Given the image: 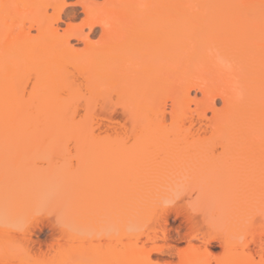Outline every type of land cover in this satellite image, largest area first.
Returning a JSON list of instances; mask_svg holds the SVG:
<instances>
[{
	"label": "rangeland",
	"instance_id": "rangeland-1",
	"mask_svg": "<svg viewBox=\"0 0 264 264\" xmlns=\"http://www.w3.org/2000/svg\"><path fill=\"white\" fill-rule=\"evenodd\" d=\"M76 1L66 0L69 5L66 3L56 25L59 34L67 25L77 26L84 21L85 13ZM88 2L95 8L103 6V0ZM24 18L21 26L27 28L29 22ZM87 29L84 26L83 31L89 32L98 53L89 61L83 56L74 59L96 66L105 58L104 46L99 42L100 28L91 32ZM36 34L34 28L30 30V35ZM139 40H130L131 44L128 40L130 48L117 54L131 74L124 76L126 87L116 82L106 85L97 76L101 74L81 75L69 67L73 79L70 107L56 113L76 128L84 129L99 121L101 126L95 125L93 130L99 135L93 139L95 147H89V141L76 134L57 133V124L50 134H28L9 138L8 142L0 138V264H18L22 256L28 260L57 259L65 251L73 262H78L85 257L84 250L88 253L108 245L121 250L142 247L139 250L148 254L151 264H180L182 258L193 253L215 264L223 253L219 238L227 234L233 241L247 243L244 251L258 259L259 250L249 240L251 226L264 228V198L256 183L264 166L255 159L243 160L236 149L224 147L226 141L215 130L213 113L194 89L188 91L184 102L163 101L157 147L150 140L151 129L144 115L146 102L155 94L160 100L164 97L161 91L164 95L183 96L180 93L186 79L197 74L209 78L215 74L213 68L207 66L212 68V75L196 69L193 64L198 63L197 56L187 55L188 50L185 53L190 63L186 59V68L179 67L177 79L172 77L175 81H169L163 90V86L152 82L155 67L143 53L149 39ZM70 44L83 48L82 42L71 40ZM124 45L129 46L127 42ZM200 46L202 53L203 48L212 45L204 42ZM169 53L167 58L172 55ZM214 77H210L209 85L218 84L216 79L214 84ZM223 77L221 82L217 80L218 85ZM22 80L25 98L40 94L35 73H27ZM64 91L63 98L67 97ZM209 104L217 112L224 109L219 98ZM201 112L209 119L207 127L189 129V115ZM104 117L116 119L122 124L115 123L116 127H121L104 128ZM195 144L199 146L197 151L190 150ZM184 145L189 146L186 152L182 150ZM243 226L247 229L240 230ZM263 232L260 239L264 243Z\"/></svg>",
	"mask_w": 264,
	"mask_h": 264
},
{
	"label": "bare ground",
	"instance_id": "bare-ground-1",
	"mask_svg": "<svg viewBox=\"0 0 264 264\" xmlns=\"http://www.w3.org/2000/svg\"><path fill=\"white\" fill-rule=\"evenodd\" d=\"M66 3V0H0V138H4L3 142L28 134H50L52 126L57 124V133L76 134L89 141V147L93 145L99 137L93 131L96 126H101L99 121H95L96 126L91 123L84 129L81 126L76 128L65 116L56 113L70 107L72 92L69 89L73 88L70 79H73L69 75V67L73 66L75 72L81 75L101 74L97 76L106 85L114 82L123 85L128 72L127 66L124 68L118 59V52L130 48L128 40L148 38L149 47L143 53L155 67L152 82L163 86V90L169 81L177 79L181 71L178 68L185 66L186 59L190 63L187 55L197 56L198 63L193 64L196 69H204L210 75L215 72L212 75L215 76L214 84L215 79L219 84L217 80L221 82L224 76L221 85L213 86L209 85L212 76L208 74L211 78H207V75L197 74L186 79L185 92L180 93L184 97L164 95V91H161L164 96L161 100L159 94V97L156 94L151 97L146 102L144 113H147L144 115L150 125L153 144H157L158 128L163 122V101L169 99L180 103L182 99L181 102H184L188 99V91L194 89L204 97L206 106L213 113L215 130L226 141L224 147L236 149L241 155L238 157L243 160L255 159L264 166V0H103L101 8H95V4L88 0H77L75 3L82 6L86 16L84 21L77 26L67 25L59 34L56 25L61 21ZM49 9L51 13H48ZM21 17L28 19L27 28L21 26ZM84 26L90 32L95 27L100 28L99 42L104 46L102 57L105 60L101 57L103 61L97 67L74 59L75 56H83V60L89 61L87 59L98 53L89 32L84 33ZM33 28L37 31L35 36L30 35ZM71 40L82 42L83 48H75L70 44ZM125 42L129 45L127 48ZM204 42L212 46L203 48L200 53V45ZM182 52L184 55L187 52V55ZM168 53L172 54L169 58ZM209 64L214 72L207 67ZM184 66L181 68L185 69ZM27 73H35V85L39 87L40 94L32 93L25 98L22 78ZM151 89L153 91L155 87ZM64 90L69 99L61 96ZM215 98L224 103L220 112L209 104ZM102 119L106 121L105 127L102 125L106 129L121 127H116V124H121L116 119ZM187 121L189 129L198 131L207 127L209 119L205 112H201L189 115ZM184 146L182 150L186 152L189 146ZM194 146L190 150L197 151L199 146ZM256 183L261 187L259 195L264 198V172ZM193 225L196 227V222ZM260 228L250 227L249 241L259 250L257 260L244 251L247 243L233 241L227 234L218 237L223 244V253L215 264H264V243L260 239L264 228ZM245 229L246 226L240 228ZM237 245H240L239 248ZM141 248L121 250L115 245H108L91 249L88 253L84 250L85 257L78 262L70 259L68 251L61 253L57 259L46 261L38 258L28 260L22 256L18 258V264H151L148 254L139 250ZM202 257L193 253L182 258L180 264H208Z\"/></svg>",
	"mask_w": 264,
	"mask_h": 264
}]
</instances>
